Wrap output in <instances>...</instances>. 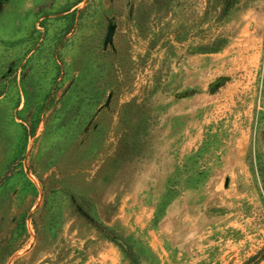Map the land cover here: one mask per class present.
Here are the masks:
<instances>
[{"label": "rangeland", "instance_id": "374dc122", "mask_svg": "<svg viewBox=\"0 0 264 264\" xmlns=\"http://www.w3.org/2000/svg\"><path fill=\"white\" fill-rule=\"evenodd\" d=\"M0 264H264V0H0Z\"/></svg>", "mask_w": 264, "mask_h": 264}, {"label": "trees", "instance_id": "16d2710c", "mask_svg": "<svg viewBox=\"0 0 264 264\" xmlns=\"http://www.w3.org/2000/svg\"><path fill=\"white\" fill-rule=\"evenodd\" d=\"M118 242V244L126 251V250H128L127 249V247H126V245H125V243H123V242H119V241H117ZM262 253H259L257 256H255V257H253L252 259H251V262H256L258 259H259V256L261 255Z\"/></svg>", "mask_w": 264, "mask_h": 264}]
</instances>
